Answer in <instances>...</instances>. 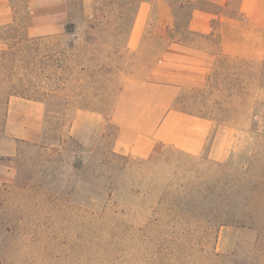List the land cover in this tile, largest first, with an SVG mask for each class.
Wrapping results in <instances>:
<instances>
[{
	"label": "rangeland",
	"instance_id": "1",
	"mask_svg": "<svg viewBox=\"0 0 264 264\" xmlns=\"http://www.w3.org/2000/svg\"><path fill=\"white\" fill-rule=\"evenodd\" d=\"M226 1L225 16H236L239 0L143 1L150 14L137 54L124 49L130 11L101 7L95 20L93 0H80L65 34L26 29L22 3H0V264H264V62L219 56L209 85L181 97L216 126L254 132L243 165L210 160L212 135L199 157L162 144L144 158L117 152L109 117L119 87L144 79L167 38L204 41L185 30L194 10L217 13ZM13 7L14 29L52 39L5 46ZM218 36L206 43L215 52ZM14 97L45 106L29 140L13 138Z\"/></svg>",
	"mask_w": 264,
	"mask_h": 264
},
{
	"label": "crops",
	"instance_id": "2",
	"mask_svg": "<svg viewBox=\"0 0 264 264\" xmlns=\"http://www.w3.org/2000/svg\"><path fill=\"white\" fill-rule=\"evenodd\" d=\"M5 1L0 0V3ZM227 3H217L221 8L217 13L203 9L191 13L188 31L198 36V40H204L200 45L167 38L163 51L145 70L144 79L130 78L119 87L109 115L117 127L114 144L117 152L144 158L156 144H162L199 157L212 135L210 160L229 161L234 166L249 161L253 131L240 132L245 143L236 147L237 128L216 126L209 118L185 110L181 104L184 91H199L209 85L219 56L235 61L264 62V0H239L236 16H225ZM149 14V4L141 2L125 45L127 52L137 54L141 50ZM41 26L62 29L59 23L38 24L29 29ZM217 35L220 36V52L206 46ZM259 89L264 103V85ZM44 114L45 106L40 101L11 98L7 119H11L15 130L13 138L31 139L34 130L40 128ZM260 119L259 132L264 136V105Z\"/></svg>",
	"mask_w": 264,
	"mask_h": 264
},
{
	"label": "trees",
	"instance_id": "3",
	"mask_svg": "<svg viewBox=\"0 0 264 264\" xmlns=\"http://www.w3.org/2000/svg\"><path fill=\"white\" fill-rule=\"evenodd\" d=\"M11 3H14L15 0H8ZM22 3V9L21 12L25 14V17L28 20V24L25 26L26 29L30 28L32 26L38 25V24H44V23H59L62 25V29L65 34H73L75 30V24L72 20L66 19L68 12L72 6H76L79 4L80 0H58V4H52V3H45L44 5H40L37 7L31 6V0H19ZM145 0H93V19L96 20V13L101 9V7H106L109 10L112 11H130L132 12V16L130 18V25L126 32V39H128L131 28L134 24L135 17L137 10L139 8V5L141 2ZM181 3L180 7H181ZM189 4V3H188ZM14 16L12 19V22L10 24L5 25L2 30H8L13 28L12 32L6 31L3 34V38H1V41L3 44L7 47H13V44H37L38 42L42 41H48L51 38V35H45L38 38H30L27 32H19L16 29H14V23H16V17H17V10L13 7ZM19 11V10H18ZM191 16V15H190ZM93 30V27H89ZM187 34L190 33L187 29ZM184 31V30H183ZM185 31V32H186ZM169 38H173L170 36ZM125 49V47H124ZM24 52V51H23ZM48 50H47V56H48ZM50 54V53H49Z\"/></svg>",
	"mask_w": 264,
	"mask_h": 264
}]
</instances>
